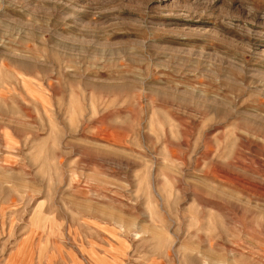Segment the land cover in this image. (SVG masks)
Instances as JSON below:
<instances>
[{"label":"rangeland","instance_id":"1","mask_svg":"<svg viewBox=\"0 0 264 264\" xmlns=\"http://www.w3.org/2000/svg\"><path fill=\"white\" fill-rule=\"evenodd\" d=\"M0 264H264V0H0Z\"/></svg>","mask_w":264,"mask_h":264}]
</instances>
